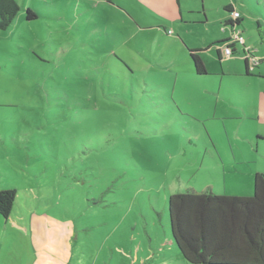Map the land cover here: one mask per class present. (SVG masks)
<instances>
[{
	"label": "rangeland",
	"instance_id": "rangeland-1",
	"mask_svg": "<svg viewBox=\"0 0 264 264\" xmlns=\"http://www.w3.org/2000/svg\"><path fill=\"white\" fill-rule=\"evenodd\" d=\"M16 2L0 30V190L17 191L0 264H188L169 244L168 197H251L264 174V0ZM228 5L245 45L220 62ZM178 36L203 48L207 75Z\"/></svg>",
	"mask_w": 264,
	"mask_h": 264
},
{
	"label": "trees",
	"instance_id": "trees-1",
	"mask_svg": "<svg viewBox=\"0 0 264 264\" xmlns=\"http://www.w3.org/2000/svg\"><path fill=\"white\" fill-rule=\"evenodd\" d=\"M111 2V0H107ZM230 15L237 12V18L229 16L224 27L229 26L234 35L241 24V14L232 6L225 7ZM20 7L16 0H0V30H7L16 19ZM36 13L27 10L26 19L35 20ZM258 28H261L258 22ZM232 39L218 42L223 47ZM234 43L232 55L237 54ZM223 47L217 49L220 61L224 58ZM197 51L190 52L195 73L207 74L202 57ZM247 74L251 75L249 62L245 59ZM17 198L15 189L0 190V216L10 218ZM169 214L170 247L188 264H264V174L256 173L251 197L225 196L213 193L172 194L167 200ZM71 242L75 231L69 232ZM75 245L79 240H75ZM74 246V245H73ZM73 251V250H72ZM91 256V255H90ZM50 260L55 259L53 254ZM83 253H70L68 264H91L93 257L86 260ZM181 262V261H179ZM183 262V261H182ZM181 262V263H182ZM161 264H169L163 261Z\"/></svg>",
	"mask_w": 264,
	"mask_h": 264
},
{
	"label": "crops",
	"instance_id": "crops-1",
	"mask_svg": "<svg viewBox=\"0 0 264 264\" xmlns=\"http://www.w3.org/2000/svg\"><path fill=\"white\" fill-rule=\"evenodd\" d=\"M226 7V6H225ZM228 12H227V16H226V18H225V20L227 19V18H229V16H228ZM224 20V21H225ZM164 32H165V35H173V32L172 31H168L167 30V28H164ZM173 43H177V44H179V46H180V49L182 50V52H183V54H184V56H186V58L188 59V66H189V68H190V70H191V72L193 73V75H194V78H200L201 76H199V75H197L196 73H195V70H194V65H193V63H192V61H191V59H190V52L191 51H196V50H200V51H197V53H200V52H202V50H203V48H198V47H193V48H189V46L178 36L177 38L175 37L173 40ZM217 45H220V46H222L221 44H218L217 43ZM244 45H245V40H244ZM218 49V48H217ZM217 49H216V52H217ZM236 50H237V48H236ZM218 57V56H217ZM229 57H231V56H229ZM190 61V62H189ZM221 62V61H220ZM208 74V73H207ZM206 74V75H207ZM243 75L245 76V77H255L253 74H251V75H248L247 74V69H246V63L244 62V72H243ZM259 100H261L260 101V103L261 104H263L264 105V102L262 101V93H259ZM260 109H261V106H260ZM23 208V207H22ZM14 210V209H13ZM13 212V211H12ZM69 232L70 231H68V232H66V234H65V237H64V242L66 243V245H67V247L69 246V242H70V235H69ZM58 254L59 253H53V255H54V257H55V259H53V260H55V261H57V258L56 257H58ZM69 257H70V253H68V255H64V257H63V260H62V263L63 264H67L68 263V260H69ZM53 260H51V261H53ZM62 263H60V264H62Z\"/></svg>",
	"mask_w": 264,
	"mask_h": 264
},
{
	"label": "built area",
	"instance_id": "built-area-1",
	"mask_svg": "<svg viewBox=\"0 0 264 264\" xmlns=\"http://www.w3.org/2000/svg\"><path fill=\"white\" fill-rule=\"evenodd\" d=\"M238 15L239 14L237 12L231 13L232 18H234V19L237 18ZM234 43H238V44L244 45V39L242 38V36L239 33H237V34L234 33V37L232 38V40L227 45H225L223 47V52H224L225 56L229 57V56L232 55V48L229 47V46L233 45ZM244 51H245L244 52L245 59H247L248 62H249L248 57H251V60H252V63H253L252 67L257 65V61H256L254 55L251 53V51L249 49H247V50L244 49ZM249 67H250V64H249Z\"/></svg>",
	"mask_w": 264,
	"mask_h": 264
}]
</instances>
